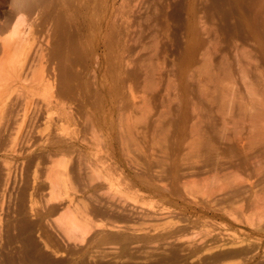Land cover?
<instances>
[{
    "label": "bare ground",
    "instance_id": "1",
    "mask_svg": "<svg viewBox=\"0 0 264 264\" xmlns=\"http://www.w3.org/2000/svg\"><path fill=\"white\" fill-rule=\"evenodd\" d=\"M131 1L9 0L1 10L0 0V264H145L135 261L156 255L149 249L166 256L147 264L203 251L264 264L238 237L182 248L172 223L178 210L187 224L264 226L255 184L230 170L264 163V0H147L123 11ZM169 9L183 37L176 51ZM168 51L192 93H160L157 61ZM100 60L112 65L104 86ZM125 74L144 93H126ZM39 221L76 249L58 255L45 233L55 255L38 252ZM115 246L123 257L107 253Z\"/></svg>",
    "mask_w": 264,
    "mask_h": 264
},
{
    "label": "rangeland",
    "instance_id": "2",
    "mask_svg": "<svg viewBox=\"0 0 264 264\" xmlns=\"http://www.w3.org/2000/svg\"><path fill=\"white\" fill-rule=\"evenodd\" d=\"M7 1V2H6ZM4 0V3L2 4L1 10H6V6L8 5L9 0ZM147 0H132L129 5H126L122 8L123 11L126 9H132L133 12H136L139 9V5L144 2V5ZM6 5V6H5ZM129 9V10H130ZM171 9V8H170ZM170 9L168 10L167 15V22L170 24V32L173 33L171 43H173L172 46H169L173 48L176 51L177 44L180 43V41L183 42V37L180 36L181 34V28L179 27V23H177V18L170 12ZM130 15V13H128ZM180 19H182V22L184 24L185 21V13L180 14ZM134 23L133 17L130 15L128 17V21ZM176 35V36H175ZM101 53V50H100ZM101 57V55H100ZM136 57V55L134 56ZM103 58V57H102ZM104 62H99L98 67L95 69V80L97 81V84L104 83V85H107L112 83V72H111V63L105 62V60H100ZM156 63V62H155ZM175 56L171 51H168L165 56H160V59L157 61V68L160 69V72L162 74V77L159 80L158 87L161 89L160 93H192L190 87L191 80L189 78H183L179 77L177 75V67L175 65ZM133 66V64H132ZM173 71V72H172ZM92 72V71H91ZM93 73V72H92ZM171 73V74H170ZM174 73V74H173ZM127 78H129L127 85L125 89H123L126 93H144L143 88H141V84H138L136 81L131 80V75H123ZM94 79V78H93ZM92 79V80H93ZM101 81V82H100ZM102 86V87H103ZM231 178L236 177L239 179H242L244 183H254L255 187L254 190L256 191V199L258 200V204L264 203V163L261 165L260 168H258L256 171L250 173L247 170H232ZM214 172L202 174V175H194L191 177H188L190 180V185H197L201 184L202 179L205 176L212 175ZM195 187V186H194ZM136 195L135 191L129 192L128 196L130 198H134ZM157 199L154 197L146 196L144 198V206L150 210H154L158 207ZM165 210H174L172 206L165 205ZM175 218L173 219L172 223L174 225L182 226V230L180 231L177 243H183L182 248L188 246L187 241H194L198 240L201 237L203 239H206L207 243H211L213 245H218L223 242L229 241L230 238L238 237V239H243L242 244H252L255 249L250 255H258V257H264V226H249L245 229H241L237 227L236 225L230 223L228 220L222 217H216V219L211 217H206L203 222H196L193 224H187V222L183 221V215L182 213L178 212V210H175ZM258 217V216H255ZM40 224V221H39ZM158 224H162V221H158ZM168 226V225H165ZM162 229V227H158L155 230H153L152 233H156L158 230ZM45 233H48L51 235V237L55 240L54 242L57 243V247H55L58 250H61V252L58 253V255H65L67 252V249H76L73 244L68 243L65 244L63 242V239H60L59 236H57L56 233H54L53 229L48 226L46 223H41L40 225H37L36 228L33 231L34 239L38 246V252L50 251L49 249H45L41 242V237H44ZM218 240V241H217ZM154 241V242H153ZM151 243L148 244V246H162L164 243L163 241L159 240H153ZM217 241V242H216ZM60 246V247H59ZM114 250H109L107 253H110L112 255L110 256H122L123 248L115 246ZM150 252L156 255H146L147 257L145 259H139L135 262L140 263H149L157 258L166 256V255H160L163 253L161 249L159 250H153L149 249ZM188 252V250H186ZM180 253H182L180 251ZM207 252L203 251L200 252L199 255L192 256L190 259H182L179 264H240L243 262L241 259H236L233 261H225L221 262L220 260H214L211 255H205ZM50 255H55L52 251H50ZM123 257V256H122ZM127 258L123 257L121 259H115L116 263L121 264L124 262H128L126 260Z\"/></svg>",
    "mask_w": 264,
    "mask_h": 264
}]
</instances>
